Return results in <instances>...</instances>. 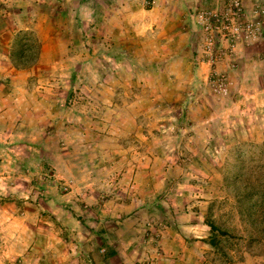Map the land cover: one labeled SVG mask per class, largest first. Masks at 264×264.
<instances>
[{
  "label": "rangeland",
  "instance_id": "374dc122",
  "mask_svg": "<svg viewBox=\"0 0 264 264\" xmlns=\"http://www.w3.org/2000/svg\"><path fill=\"white\" fill-rule=\"evenodd\" d=\"M128 1L0 0V264H264V77Z\"/></svg>",
  "mask_w": 264,
  "mask_h": 264
},
{
  "label": "crops",
  "instance_id": "0c3cea01",
  "mask_svg": "<svg viewBox=\"0 0 264 264\" xmlns=\"http://www.w3.org/2000/svg\"><path fill=\"white\" fill-rule=\"evenodd\" d=\"M258 0H247L249 6ZM264 1V0H261ZM129 4H132L130 0ZM227 0H156L151 8L140 5L137 7L136 31L138 35H146V32L152 31L154 43L161 45L173 44L170 35L175 36L179 31L184 39L181 43L175 40L174 43L182 45L188 52L186 55L190 57L192 54L193 62L197 60V50L192 51V33H191V17L196 10L203 9H222ZM250 18V15L248 14ZM250 43V42H248ZM240 41L233 47V53L226 52L224 59L216 64L213 68L217 73H224L232 80V85H241L248 77L258 78L264 77V39L256 44H248ZM243 45V46H242ZM195 47V46H193ZM178 55V54H176ZM180 55V54H179ZM203 67H209L208 64H199ZM202 68V67H200ZM200 70V69H199ZM26 70H18V74L24 73ZM208 75L202 76L201 80L207 81Z\"/></svg>",
  "mask_w": 264,
  "mask_h": 264
},
{
  "label": "built area",
  "instance_id": "2783aa9c",
  "mask_svg": "<svg viewBox=\"0 0 264 264\" xmlns=\"http://www.w3.org/2000/svg\"><path fill=\"white\" fill-rule=\"evenodd\" d=\"M148 6L156 0H145ZM192 17L198 22L204 34V51L209 61H218L233 51L242 39H255L261 34V27L247 18L244 0H227L222 9L196 10Z\"/></svg>",
  "mask_w": 264,
  "mask_h": 264
},
{
  "label": "trees",
  "instance_id": "16d2710c",
  "mask_svg": "<svg viewBox=\"0 0 264 264\" xmlns=\"http://www.w3.org/2000/svg\"><path fill=\"white\" fill-rule=\"evenodd\" d=\"M61 14V13H60ZM251 190V189H250ZM254 190V189H253ZM246 191L249 192V190L246 189ZM212 227V229H215L216 227H214V225H210ZM213 245V242L211 243Z\"/></svg>",
  "mask_w": 264,
  "mask_h": 264
}]
</instances>
